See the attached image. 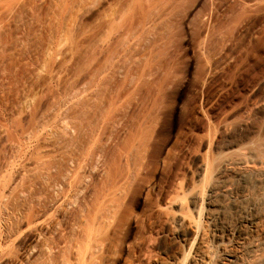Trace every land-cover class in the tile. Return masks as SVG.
<instances>
[{
    "label": "rangeland",
    "instance_id": "obj_1",
    "mask_svg": "<svg viewBox=\"0 0 264 264\" xmlns=\"http://www.w3.org/2000/svg\"><path fill=\"white\" fill-rule=\"evenodd\" d=\"M261 167L264 0H0V264H214Z\"/></svg>",
    "mask_w": 264,
    "mask_h": 264
},
{
    "label": "bare ground",
    "instance_id": "obj_2",
    "mask_svg": "<svg viewBox=\"0 0 264 264\" xmlns=\"http://www.w3.org/2000/svg\"><path fill=\"white\" fill-rule=\"evenodd\" d=\"M248 169L251 171L250 168ZM245 170L246 169H244V171ZM256 172L257 181H261L264 177V170H259L258 168V171L256 170ZM229 186L227 185V187H225L223 185V189L221 188L219 192L216 191V195L219 198H223H221L222 200L217 204L219 209L218 215L227 218L226 216L232 214V209H235L239 216V221L235 225L227 224L224 229L219 232L220 238L226 239L227 242L222 245L221 252L216 255L214 264H264V240L259 241L258 238L245 241L246 220L244 210L241 208L243 200L250 199L253 201L254 205H256L257 202L254 197L242 193H235L236 190H234V186H232V188Z\"/></svg>",
    "mask_w": 264,
    "mask_h": 264
}]
</instances>
